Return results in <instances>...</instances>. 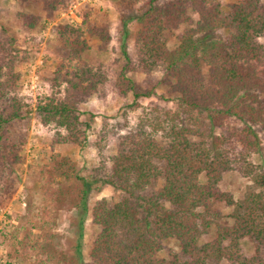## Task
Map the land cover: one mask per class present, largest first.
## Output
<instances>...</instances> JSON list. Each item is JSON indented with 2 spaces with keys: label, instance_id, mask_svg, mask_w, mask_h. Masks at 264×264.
Here are the masks:
<instances>
[{
  "label": "trees",
  "instance_id": "trees-1",
  "mask_svg": "<svg viewBox=\"0 0 264 264\" xmlns=\"http://www.w3.org/2000/svg\"><path fill=\"white\" fill-rule=\"evenodd\" d=\"M142 1L124 22L126 28L136 21L139 28L113 84L121 98L132 94L137 103L154 90H144L129 74L162 71L179 95L172 122H139L118 136L117 154L86 175L69 158L54 154L40 171L43 199L56 209L75 207L81 232L71 252L61 250L56 235L48 233L40 242L25 240V253H33L41 264H83V226L89 216L99 229L90 245L91 264H264V170L251 161L261 146L255 126L264 129V0H236L227 11L220 0L119 3L128 10ZM189 10L197 14L196 21ZM80 18L79 25L56 28L61 55L48 79L51 93L39 98L35 108L20 95L17 69L28 60L26 52L19 50L11 28L0 22L1 207L18 187L29 116L35 111L43 126L54 127V148L84 147L95 116L84 120L82 108L94 95L108 96L110 74L83 55L90 47L88 38L110 44L111 24L91 12ZM17 19L28 31L40 24L32 13L20 12ZM181 26L187 30L170 50L167 33ZM221 29L227 38L202 36ZM234 119L242 126H229ZM231 171L253 184L241 201L222 189ZM159 179L164 180L162 189L150 191ZM106 188L118 190L120 199H98L91 208V196ZM221 205L233 208L232 225ZM246 240L256 243L250 256ZM169 241H176L178 250L161 257Z\"/></svg>",
  "mask_w": 264,
  "mask_h": 264
},
{
  "label": "rangeland",
  "instance_id": "rangeland-1",
  "mask_svg": "<svg viewBox=\"0 0 264 264\" xmlns=\"http://www.w3.org/2000/svg\"><path fill=\"white\" fill-rule=\"evenodd\" d=\"M169 1L172 0H160L159 3L164 5ZM220 1L225 11L230 4L236 2ZM62 2L65 6H60ZM142 4L143 1L123 10L119 0H0V22L11 28L18 39L19 50L26 52L28 58L17 69L21 75L20 95L34 108L39 98L51 93L48 79L56 69L61 55V41L56 34V28L66 24L79 25L82 22L81 15L91 12L95 18L106 17L109 20L112 37L109 45H103L98 38H88L90 47L83 55L84 60L90 64L104 67L111 78L107 98L103 100L94 95L82 108L84 120H88L91 115L95 116L84 147L66 144L54 148V127L43 126L35 111L28 118L29 122L23 129L27 135L22 151L23 161L17 169L18 187L12 198L0 206V264H41L33 253H25L23 242H40L48 233L56 235L60 249L65 252H71L77 243L81 232V218L75 207L66 204L61 209H56L43 199L40 171L49 165L54 154L59 153L69 158L76 164L79 172L86 175L103 161H109L116 155L118 136L131 132L139 122L142 121L147 126L172 122L171 116L177 110L179 95L172 91L162 71H155L148 76L140 72L129 74L144 90H154L152 97L140 99L137 103H134L132 94L121 98L113 84L124 66V51H133L135 33L139 28L136 21H130L126 28L124 22L133 18ZM20 12L37 15L40 18L39 26L34 31L23 28L17 19ZM189 13L196 21L197 14L191 10ZM185 30L187 26H181L167 33V46L170 50L180 44ZM202 36L208 39H225L228 32L221 29ZM228 125L242 126L236 119ZM255 128L261 139V146L251 161L254 166L264 170V129L261 125ZM163 185V179L156 180L150 191L158 193ZM251 185L253 184L250 179L244 178L237 171H231L225 174L222 189L232 192L236 200L241 201ZM120 196L118 190L106 188L102 193L92 195L89 205L92 208L96 200L102 198L114 203ZM219 208L227 218L226 223L232 225L233 208L223 205ZM98 231V227L87 216L83 226V264L92 262L89 255L90 245ZM165 246L166 250L160 254L161 257H167L170 249L178 250L176 241H169ZM245 248L250 256L255 251L256 243L246 240Z\"/></svg>",
  "mask_w": 264,
  "mask_h": 264
}]
</instances>
